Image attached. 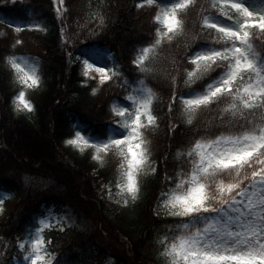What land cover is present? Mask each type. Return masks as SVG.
<instances>
[{
    "label": "trees",
    "instance_id": "obj_1",
    "mask_svg": "<svg viewBox=\"0 0 264 264\" xmlns=\"http://www.w3.org/2000/svg\"><path fill=\"white\" fill-rule=\"evenodd\" d=\"M140 4L142 0H0V261L5 264L23 260L18 238L40 226L46 209L63 207L85 218L90 229H45L48 251L56 257L53 264H170L160 241L175 218L157 209L161 192L171 183L165 173L176 176L184 159L177 150L192 141L195 128L207 127L213 135L221 130L215 127V111L205 110L187 125L178 100L169 110L173 59L189 46H202L198 25L205 10H211L210 0H194L184 17L187 30L153 53L149 66L157 75L146 82L156 92L158 127L145 136L156 172L143 173L138 199L122 205L98 194L101 186L117 189L122 158L111 152L95 159L92 142L113 135V105L131 90L120 85L125 78L138 80L132 60L154 39V13ZM254 42L264 48L260 36ZM89 47L109 55V69L121 76L100 85L99 73L88 70L80 55L79 50ZM10 55L25 56L38 66L39 86L19 84ZM19 90L33 103L31 112L17 108ZM77 132L90 143H68Z\"/></svg>",
    "mask_w": 264,
    "mask_h": 264
},
{
    "label": "snow or ice",
    "instance_id": "obj_2",
    "mask_svg": "<svg viewBox=\"0 0 264 264\" xmlns=\"http://www.w3.org/2000/svg\"><path fill=\"white\" fill-rule=\"evenodd\" d=\"M193 2L142 0L138 5L154 13V39L132 60L138 80L125 78L120 85L131 90L121 104L113 105V135L92 142L95 159L103 160L100 154L111 152L122 158L115 187L125 197V205L128 198L138 199L141 175L156 172L145 136L158 127L156 92L146 82L157 75L149 66L153 53L187 30L184 17ZM261 5L254 10L247 0H210L211 10H205L198 25L202 46L195 50L189 46L173 59L176 75L171 78L169 110L178 100L187 125H193L201 112L215 111V127L221 130L213 135L207 127L204 131L195 128L192 141L183 151L177 150V157L184 159L176 176L165 173L171 183L160 196L168 215L175 219L160 244L170 264H264V48L254 42L256 36L264 39V0ZM34 26L39 27L27 25ZM8 60L20 85L27 89L39 86L36 64H29L25 56L10 55ZM89 61L85 58L84 64L99 73L100 85L121 76ZM14 100L17 108L34 109L25 90H19ZM67 142L88 145L90 140L77 132ZM39 225L18 238L16 246L23 250L24 264H53L56 260L45 238V229L53 226L51 220L41 218Z\"/></svg>",
    "mask_w": 264,
    "mask_h": 264
},
{
    "label": "rangeland",
    "instance_id": "obj_3",
    "mask_svg": "<svg viewBox=\"0 0 264 264\" xmlns=\"http://www.w3.org/2000/svg\"><path fill=\"white\" fill-rule=\"evenodd\" d=\"M247 2L249 5L254 7V10H259L262 7L261 4H257L253 0H247ZM80 55L84 56V59L85 58L89 59L90 63H97L98 66H107L108 68H110L111 66V57L105 53L100 52L98 49L84 48L80 50ZM76 58H79V55ZM88 70H95V69L93 68V69H88ZM98 190H99L98 194L100 196H105V198L109 200L110 202L125 205L123 203V200L125 197L120 194L119 189L111 190L110 188H105V187L103 188V186H101V188ZM0 207H2V205H0ZM157 209L161 213L168 214L169 210L162 203L161 197L159 198L157 202ZM2 211H0V213ZM62 217H67V219H60ZM41 218L50 219L53 225L51 228H55V229H63L64 227H72V228L78 229L83 232H88L90 229L89 222L85 218L73 212V210L69 207H64L59 211H56L53 208H49L44 212ZM58 219H60L59 224L57 223ZM127 248L128 246L125 245L126 250ZM164 258L166 257L164 256ZM166 260L170 261V258H166ZM16 264H24V261L23 260L16 261Z\"/></svg>",
    "mask_w": 264,
    "mask_h": 264
}]
</instances>
